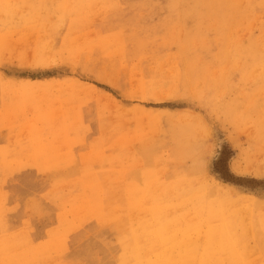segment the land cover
<instances>
[{
    "label": "rangeland",
    "instance_id": "374dc122",
    "mask_svg": "<svg viewBox=\"0 0 264 264\" xmlns=\"http://www.w3.org/2000/svg\"><path fill=\"white\" fill-rule=\"evenodd\" d=\"M3 1L0 264H264V0Z\"/></svg>",
    "mask_w": 264,
    "mask_h": 264
},
{
    "label": "bare ground",
    "instance_id": "6f19581e",
    "mask_svg": "<svg viewBox=\"0 0 264 264\" xmlns=\"http://www.w3.org/2000/svg\"><path fill=\"white\" fill-rule=\"evenodd\" d=\"M4 1H5V0H4ZM4 1H3V2H4ZM90 1H91V0H90ZM0 3H2V2H0ZM94 3H95V2H94ZM2 4H4V3H2ZM261 37H262V36H261ZM37 45H38V44H37ZM36 48H37V47H36ZM84 49H85V48H84ZM73 50H75V48H74ZM260 50H262L261 47H260ZM87 51H90V50L87 49ZM87 51H86V52H87ZM71 52L74 53V51H71ZM77 52L79 53V51H77ZM78 53H77V54H78ZM79 54H80V53H79ZM80 58H81V57H80ZM82 58H83V57H82ZM84 60H85V59H84ZM131 72H132V71H131ZM127 74H128V73H127ZM170 77H171V76H170ZM140 78H141V77H140ZM176 79H177V78H176ZM141 80H142V78H141ZM141 80H140V81H141ZM141 82H142V81H141ZM3 89H4V88H3ZM7 89H8V88H7ZM28 89H29V87H28ZM19 90H20V89H19ZM19 90H18V91H19ZM29 90H30V89H29ZM29 90H28V92H30ZM33 90H36V89H33ZM16 91H17V90H16ZM38 91H39V90H38ZM7 92H8V91L6 90V93H7ZM41 92H43V91L41 90ZM7 94H8V93H7ZM27 94H29V93H27ZM45 94H46V93H45ZM48 94H49V93H48ZM38 95H39V94H38ZM30 96H31V93H30ZM30 96H29V97H30ZM44 97H45V99H46V96H44ZM39 98H40V97H39ZM49 98H50V97H49ZM30 99L33 101L34 98L32 99V98L30 97ZM40 99H41V98H40ZM35 100H37L36 102L39 101L37 98H35ZM47 101H48V100H47ZM22 102H23V101H22ZM41 103H42V102H41ZM41 103H40V104L38 103V104L41 105ZM47 103H48V102H47ZM30 104H31V103H30ZM49 105H50V104H49ZM60 106H61V105H60ZM36 107H37V106H36ZM39 107H40V106H39ZM38 109H39V108H38ZM42 109H43V108H42ZM39 110H41V109H39ZM37 111H38V110H37ZM42 111H44V110H42ZM34 112H35V111H34ZM40 112H41V111H40ZM44 112L46 113V111H44ZM49 113H50V111H49ZM37 114H38V113H37ZM37 117H39V115H38ZM41 117H43V116L41 115L39 118H41ZM43 119H44V117H43ZM48 121H49V120H48ZM40 122H41V121H40ZM49 122H50V121H49ZM36 123H37V122H36ZM33 127H34V126H33ZM33 127H32V128H33ZM51 127H52V126H51ZM42 128H43V126H42ZM34 129H36V132H37V130H38L37 126H36V128H34ZM32 130H33V129H32ZM39 131H40V130H39ZM50 131H52V130H50ZM27 133H28V132H27ZM40 133H42V132H40ZM37 135H38V133H37ZM37 135H36V137H37ZM40 135H41V134H40ZM40 135H39V136H40ZM43 136H44V135H43ZM55 136H56V135H55ZM33 137H34V136H33ZM38 138H40V137H38ZM47 138H48V137H47ZM33 139H34V138H33ZM41 139H42V138H41ZM48 139H49V138H48ZM59 140H60V139H59ZM19 141H20V140H19ZM31 141H32V140H31ZM40 141H41V140H40ZM42 141H43V140H42ZM46 141H47V140H46ZM57 141H58V140H57ZM57 141H56V142H57ZM58 142H59V141H58ZM36 143H37V141H36ZM36 143H35V144H36ZM47 143H48V142H46V145H47ZM18 144H19V143H18ZM21 144H22V143H21ZM21 144H20V145H21ZM37 144H38V143H37ZM43 144H44V143H43ZM44 145H45V144H44ZM27 146H28V145H27ZM29 146H30V145H29ZM31 146H32V145H31ZM38 146H39V144H38ZM22 147H23V146H22ZM34 147H35V146H34ZM16 148H17V147H16ZM24 148H25V147H24ZM34 149H35V148H34ZM41 149H42V148H41V146H40V152H41ZM24 151H25V150H24ZM219 151H220V150H219ZM44 152H45V151H44ZM12 153H13V152H12ZM23 153H24V152H23ZM54 153H55V152H54ZM27 154H28V153H27ZM31 154H32V153H31ZM41 154H42V152H41ZM16 155H17V154H16ZM18 155H21V152H20ZM12 156H14V155H12ZM28 156H29V155H28ZM31 156H32V155H31ZM46 156H47V155H46ZM86 158H87V157H86ZM86 160H87V159H86ZM83 162H84V160H83ZM84 164H85V163H84ZM102 180H103V179H102ZM102 180H101V181H102ZM104 180H105V179H104ZM78 182H79V181H78ZM183 182H184V181H183ZM111 183H113V182H111ZM184 183H185V184H188V183H186V182H184ZM184 183H182V184H184ZM105 184H106V183H105ZM190 184L192 185V183H190ZM72 185H74V184H72ZM180 185H181V183H180ZM100 186H101V185H100ZM104 186L106 187V185H104ZM104 186L102 185V187H104ZM186 186H187V185H186ZM72 187H73V186H72ZM76 187H77V184H76ZM168 187H169V186H168ZM106 189H107V188H106ZM108 189H109V188H108ZM184 189H185V188H184ZM74 190H75V189H74ZM202 190H204V189H202ZM205 190H206V189H205ZM109 191H110V190H109ZM129 191H131V190H129ZM152 191H153V190H152ZM170 191H171V189H170ZM185 191H186V190H185ZM154 192H156V191H154ZM158 192H159V191H158ZM172 192H173V191H172ZM205 192H206V191H205ZM49 193H50V192H49ZM106 193H107V192H106ZM118 193H119V192H118ZM121 193H122V192H121ZM156 193H157V192H156ZM161 193H163V192H161ZM183 193H184V192H182V194H183ZM186 193H187V192H186ZM189 193H190V192H189ZM202 193H203V192H202ZM206 193H207V192H206ZM46 194H47V193H46ZM46 194H45V195H46ZM73 194H74V193H73ZM159 194H160V193H159ZM169 194H170V193H169ZM182 194H180V195H182ZM184 194H185V193H184ZM67 195H68V194H67ZM71 195H72V194H71ZM109 195H110V194H109ZM111 195H112V194H111ZM113 195H114V193H113ZM119 195H120V194H119ZM155 195H157V194H155ZM162 195H163V194H162ZM173 195H175V194H173ZM187 195H188V194H187ZM187 195H186V196H187ZM191 195H192V194H191ZM202 195H203V194H202ZM46 196H47V195H46ZM65 196H66V195H65ZM117 196H118V195H117ZM117 196H116V197H117ZM125 196H126V195H125ZM128 196H129V195H128ZM186 196H185V197H186ZM189 196H190V195H189ZM198 196H199V195H198ZM68 197H69V196H68ZM179 197H181V196H179ZM205 197H206V195H204V199L206 200ZM71 198H72V197H71ZM119 198H120V197H119ZM123 198H124V197H123ZM126 198H127V196H126ZM147 198H148V197H147ZM149 198H150V197H149ZM168 198H169V197H168ZM168 198H166V199H168ZM188 198H189V197H188ZM194 198H195L194 196L191 198V199L193 200V201H191V202H194ZM200 198L202 199L203 197H201V195H200ZM74 199H75V198H74ZM107 199H108V198H107ZM111 199H112V198H111ZM127 199H128V202H129V198H127ZM131 199H132V198H131ZM135 199H136V196H135ZM177 199H179V200H178L179 202H178V201H177V202L180 203V199H181V198H177ZM177 199H176V200H177ZM186 199H187V198H186ZM186 199L183 198L182 200H186ZM191 199H190V200H191ZM222 199H223V200H222ZM68 200H69V199H68ZM68 200H67V201H68ZM77 200H78V199H77ZM102 200H103V199H102ZM112 200H113V199H112ZM112 200H111V201H112ZM116 200H117V199H116ZM132 200H133V199H132ZM197 200H198V199H197ZM197 200H196V202H197ZM199 200H200V199H199ZM199 200H198V201H199ZM202 200H203V199H202ZM221 200L224 201V203H226L225 200H224V198H221ZM227 200H228L229 202H231V200H229V199H227ZM78 201H79V200H78ZM125 201H127V200H125ZM164 201H165V200H164ZM233 201H234V200H233ZM235 201H236V200H235ZM82 202H83V200H82ZM107 202H108V201H107ZM114 202H115V201H114ZM175 202H176V201H175ZM183 202H184V201H183ZM205 202H206V201H205ZM79 203H80V202H79ZM84 203H87V202L84 201ZM160 203H162V202H160ZM178 203H177V204H178ZM202 203H204V201H203ZM214 203H215V202H214ZM82 204H83V203H82ZM106 204H107V203H106ZM133 204H134V203H133ZM172 204H173V203H172ZM182 204H183V203H181V205H182ZM190 204H191V203H190ZM200 204H201V202H200ZM229 204H231V203H229ZM93 205H94V204H93ZM93 205H92V206H93ZM160 205H161V204H160ZM173 205H174V206H177L176 204H173ZM193 205H194V204H192V206H193ZM220 205H221V202H220ZM224 205H225V204L221 205V207H220V208H221L222 210H224V211L215 212L211 207H209V206H205V207H204V208H205L204 211L206 210L207 213H205L206 211L204 212L202 209H200L198 214H200L201 216H203V215L205 216V215H206V217H210V216H212V215L214 214V215H216L217 219H222L221 215H224V214L226 213L225 211H227V207L224 206ZM226 205H228V204H226ZM58 206H59V205H58ZM69 206H70V208H71V205H70V204H69ZM80 206H81V205H80ZM90 206H91V205H90ZM105 206H106V205H105ZM115 206H116V205H115ZM128 206H132V205H128ZM161 206H162V205H161ZM161 206H158V207H161ZM166 206H167V204H166ZM166 206H165V207H166ZM169 206H170V205H169ZM186 206H188V205H186ZM192 206H190V207H192ZM63 207H64V206H63ZM110 207H111V206H110ZM124 207H125V206H124ZM132 207H133V206H132ZM177 207L179 208L180 206H177ZM181 207H182V206H181ZM181 207H180V208H181ZM190 207L188 206L187 208H190ZM193 207H194V206H193ZM193 207H192V208H193ZM201 207H202V205H201ZM229 207H230V206H229ZM229 207H228V208H229ZM89 208H90V207H89ZM89 208H88V209H89ZM116 208H118V207H116ZM178 208H177V210H178ZM187 208H186V209H187ZM195 208H196V207H195ZM195 208H194V210H195ZM198 208H199V207H198ZM63 209H64V208H63ZM86 209H87V208H86ZM88 209H87V211L90 210V209H89V210H88ZM107 209H108V208H107ZM169 209H170V208H169ZM172 209H173V207H172ZM181 209H183V208H181ZM93 210H94V209H93ZM134 210H135V209H134ZM188 211H189V210H188ZM171 212H172V211H171ZM197 212H198V210H197ZM68 213H69V212H68ZM133 213H134V212H133ZM187 213H190V212H187ZM191 213H192V212H191ZM191 213H190V214H191ZM86 214H87V213H86ZM88 214H89V213H88ZM91 214H92V213H91ZM108 214H109V213H108ZM69 215H70V214H69ZM71 215H72V214H71ZM73 215H74V214H73ZM82 215H83V214H82ZM135 215H136V214H135ZM135 215H133V216H135ZM182 215H185V214H182ZM186 215H187V214H186ZM191 215H193V213H192ZM191 215H190V216H191ZM195 215H196V214H195ZM200 215H199V216H200ZM4 216H6V215H4ZM91 216H92V215H91ZM110 216H111V215H110ZM113 216H114V215H113ZM80 217H81V216H80ZM83 217H84V215H83ZM86 217H87V215H86ZM88 217H89V216H88ZM88 217H87V218H88ZM184 217H185V216H184ZM195 217H196V216H195ZM197 217H198V216H197ZM226 217H227V218L229 217V219H231V216H229V215H228V216L226 215ZM4 218H6V217H4ZM98 218H99V217H98ZM134 218H135V217H134ZM204 218H205V217H204ZM84 219H85V218H84ZM136 219H137V218H136ZM187 219L190 220V218H187ZM187 219H184V220H187ZM191 219H194V218L192 217ZM195 219H197V218H195ZM195 219H194V220H195ZM208 219H209V218H208ZM215 219H216V218H215ZM229 219H228V220H229ZM78 220H79V219H78ZM112 220H113V219H112ZM226 220H227V219H226ZM228 220H227V221H228ZM5 221H6V219H5ZM174 221H175V220H174ZM212 221H213V220H212ZM216 221H217V220H216ZM218 221H219V220H218ZM69 222H70V221H69ZM76 222H77V221H76ZM80 222H81V221H80ZM87 222H88V221H87ZM176 222H177V224H181V222H179V221H177V220L175 221V223H176ZM182 222H184V221H182ZM190 222H191V221H190ZM204 222H205V219H204ZM210 222H211V221L209 220L208 223H205V224H208V225H209ZM81 223H82V222H81ZM81 223H80V224H81ZM184 223H185V222H184ZM223 223H224V219H223ZM225 223H227V222H225ZM4 224H7V223L5 222ZM78 224H79V223H78ZM80 224H79V225H80ZM82 224H83V223H82ZM171 224H172V223H171ZM198 224H199V223H198ZM146 225H147V223H146ZM169 225H170V224H169ZM203 225H204V224H203ZM72 226H73V225H72ZM76 226H77V225H76ZM80 226H81V225H80ZM82 226H83V225H82ZM152 226H154V225H152ZM175 226L177 227V225H175ZM181 226H182V224H181ZM200 226H202V225H200ZM200 226H199V229H198V227H196V228H197V231H196L197 234H200V233H201V232H200ZM228 226H229V225H228ZM78 227H79V226H78ZM149 227H150V226H149ZM178 227L180 228L179 225H178ZM182 227H184V226H182ZM182 227L180 228L181 230H182ZM207 227H208V226H207ZM3 228H4V227H3ZM147 228H148V226H147ZM173 228H174V227H173ZM179 228H178V229H179ZM201 228H202V227H201ZM204 228H206V227H204ZM27 229H28V228H27ZM76 229H77V228H76ZM76 229H75V230H76ZM152 229H154V227H152ZM183 229H184V228H183ZM71 230H74V229L71 228ZM75 230H74V231H75ZM146 230H147V229H146ZM191 230H192V227H191ZM191 230H190V231H191ZM202 230H203V229H202ZM2 231H3V230H2ZM188 231H189V229L187 230V232H188ZM194 231H195V230H194ZM218 231H219V230H218ZM218 231H217L216 229H213V231H211V230H210V231H207V230H206V233H205V234L203 233L204 231L202 232V234H204L202 237H203V238L206 237V242H201V243H202V244L206 243V244L208 245V248H207V249H203L204 251H205V250H209V249H211V248H213V247H216V248H217V246H218V247L221 246V241L219 240V236H220L221 234L219 235ZM3 232H4V231H3ZM7 232H8V229H7ZM29 232H30V231H29ZM4 233H5V232H4ZM18 233H19V232H18ZM144 233H146L145 230H144ZM147 233H148V232H147ZM2 234H3V233H2ZM28 234H29V233H28ZM5 235H6V234H5ZM184 235H185V234H184ZM188 235H189V234H188ZM227 235H228V234H227ZM227 235H225V236H227ZM9 236H10V235H9ZM9 236L7 235L6 237H9ZM12 236H13V235H12ZM21 236H22V235H21ZM182 236H183V235H182ZM182 236H181V238H183ZM222 236H223V235H222ZM149 237L151 238V236H149ZM200 237H201V236H200ZM229 237H230V236H229ZM4 238H5V237H4ZM157 238H158V236H157ZM177 238H178V237H177ZM177 238H176V239H177ZM184 238H185V237H184ZM194 238H195V237H194ZM224 238H225V237H224ZM8 239H9L8 242H9V244H10V242H12V240L10 241V237H9ZM30 239H31V238H30ZM155 239H156V238H155ZM176 239H175V240H176ZM185 239H187V237H186ZM199 239H200V241L202 240L201 238H199ZM0 240H1V239H0ZM187 240H189V239H187ZM187 240H186V241H187ZM193 240H194V239H193ZM221 240H222V239H221ZM3 241H4V240H3ZM31 241H32V240H31ZM156 241H157V240H156ZM200 241H199V242H200ZM202 241H203V240H202ZM226 241H228V240H226ZM59 242H60V243H63L62 241H59ZM142 242H143V241H142ZM149 242H150V241H149ZM176 242H177V241H176ZM193 242H194V241H193ZM197 242H198V241H197ZM12 243H13V242H12ZM12 243H11V244H12ZM32 243H33V242H32ZM51 243H52V242H50L49 244H51ZM238 243L240 244V242H238ZM9 244H8V245H9ZM11 244H10V245H11ZM45 244H46V243H45ZM47 244H48V242H47ZM49 244H48V245H49ZM232 244H233V243H232ZM32 245H33V244H32ZM59 245H61V244H59ZM63 245H64V244H63ZM63 245H61V246L63 247ZM145 245H147V244H145ZM53 246H54V245H53ZM53 246H50V245H49V247H51V249H52ZM225 246H226V245H225ZM233 246H234V245H233ZM8 247H9V246H8ZM12 247H13V246H12ZM28 247H29V246H28ZM33 247H35V246H33ZM54 247H55V246H54ZM54 247H53V249H54ZM170 247L173 248V245L170 246ZM170 247H169V248H170ZM198 247H199V248L197 249V251H198V255H195V258H194L193 260H191V263H190V264H204V263H201V262H203V260L200 259V257H201V258L204 257V256H201V251H202V247H203V246L199 243V246H198ZM2 248H3V246L1 247V249H2ZM57 248H59L58 245H57ZM60 248H61V247H60ZM222 248H224V247H222ZM234 248H235V247H234ZM1 249H0V251H1ZM10 249H11V248H10ZM10 249L8 248L9 251H11ZM22 249H23V248H22ZM27 249H28V248H27ZM31 249H32V248H31ZM51 249H50V250H51ZM55 249H56V248H55ZM3 250H4V249H3ZM3 250H2V251H3ZM8 250H7V252H8ZM13 250H14V249H13ZM37 250H38V249H37ZM50 250H49V251H50ZM61 250H62V249H61ZM211 250H212V249H211ZM221 250H222V249H221ZM221 250H220V251H221ZM223 250H224V249H223ZM226 250H227V249H226ZM28 251H29V249H28ZM41 251H42V250H41ZM49 251H48V252H49ZM51 251H52V250H51ZM55 251L58 252L57 249H56ZM55 251H54V253H55ZM166 251H167V250H166ZM224 251H225V250H224ZM233 251H234V250H232V252H233ZM14 252H16V251L14 250ZM17 252H19V251H17ZM17 252H16V253H17ZM23 252L25 253V251H23ZM149 252H150V251H149ZM164 252H165V251H164ZM209 252H210V251H209ZM228 252H229V250H228ZM228 252H225V253L228 255V254L230 253V252H229V253H228ZM11 253H12V252H11ZM159 253H160V251H159ZM221 253H222V252H221ZM235 253H237V252L235 251ZM9 254H10V253H9ZM49 254H50V253H49ZM166 254H167V253H166ZM191 254H192V253H191ZM193 254H195V253L193 252ZM4 255H5V254H4ZM7 255H8V253H7ZM144 255L148 256L147 253L144 254ZM159 255H160V254H159ZM231 255H232V253H231ZM22 256H23V255H22ZM27 256H28V255H27ZM36 256H37V254H36ZM149 256H150V255H149ZM151 256H152V255H151ZM151 256H150V257H151ZM222 256H223V255H222ZM2 257H3V255H2V256L0 255V258H1V259H2ZM7 257H8V256H7ZM16 257H17V256H16ZM19 257H20V256H19ZM24 257H25V256H24ZM28 257H29V256H28ZM31 257H32V256H31ZM45 257H46V256H45ZM47 257H48V256H47ZM14 258H15V256H14ZM21 258H22V257H21ZM41 258H42V257H41ZM192 258H193V257H192ZM1 259H0V260H1ZM11 259H12V256H11ZM25 259H27V258H25ZM37 259H38V258H37ZM56 259H57V258H56ZM56 259H55V262L57 261ZM152 259H153V258H152ZM161 259H162V258H161ZM199 259H200V260H199ZM12 260H13V259H12ZM17 260H18V259H17ZM156 260H157V259H156ZM174 260H175V258H174ZM212 260H213V259H212ZM19 261H20V258H19ZM39 261H40V260H39ZM59 261H60V260H59ZM215 261H217V260H215ZM17 262H18V261H17ZM153 262H154V259H153ZM157 262H158V261H157ZM157 262H156V263H157ZM193 262H194V263H193ZM217 262H221V261H217ZM237 262H238V261H237ZM237 262H236V263H237ZM239 262H240V260H239ZM12 263H15V262H12ZM32 263H33V262H32ZM40 263H41V262H40ZM57 263H58V261H57ZM229 263H230V262H229ZM9 264H10V262H9ZM19 264H21V263H19ZM34 264H35V263H34ZM63 264H65V263H63ZM161 264H178V261L165 260V259H164V261H163ZM230 264H231V263H230ZM233 264H234V263H233Z\"/></svg>",
    "mask_w": 264,
    "mask_h": 264
},
{
    "label": "snow or ice",
    "instance_id": "6c2138e0",
    "mask_svg": "<svg viewBox=\"0 0 264 264\" xmlns=\"http://www.w3.org/2000/svg\"><path fill=\"white\" fill-rule=\"evenodd\" d=\"M78 264H108V262H105L104 260H93V261L78 262Z\"/></svg>",
    "mask_w": 264,
    "mask_h": 264
}]
</instances>
